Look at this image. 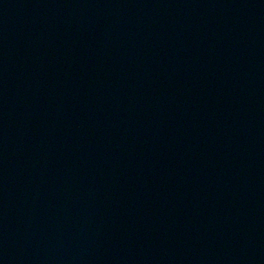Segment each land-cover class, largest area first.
I'll return each instance as SVG.
<instances>
[{
    "label": "water",
    "instance_id": "1",
    "mask_svg": "<svg viewBox=\"0 0 264 264\" xmlns=\"http://www.w3.org/2000/svg\"><path fill=\"white\" fill-rule=\"evenodd\" d=\"M0 264H264V0H0Z\"/></svg>",
    "mask_w": 264,
    "mask_h": 264
}]
</instances>
